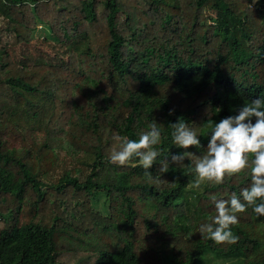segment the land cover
<instances>
[{
  "label": "trees",
  "instance_id": "trees-1",
  "mask_svg": "<svg viewBox=\"0 0 264 264\" xmlns=\"http://www.w3.org/2000/svg\"><path fill=\"white\" fill-rule=\"evenodd\" d=\"M0 30V264H264L251 208L234 244L196 232L247 169L197 187L187 160L154 163L151 181L108 161L153 121L160 158L182 151L178 118L201 133L199 158L209 116L264 96V0H0Z\"/></svg>",
  "mask_w": 264,
  "mask_h": 264
},
{
  "label": "clouds",
  "instance_id": "clouds-1",
  "mask_svg": "<svg viewBox=\"0 0 264 264\" xmlns=\"http://www.w3.org/2000/svg\"><path fill=\"white\" fill-rule=\"evenodd\" d=\"M208 120L206 151L199 154V158L194 157L195 152L189 146L201 147V133L178 118L170 124V136L172 145L182 151L160 158L162 149L157 146L163 129L153 121L147 130L138 134V139L120 138L119 147L109 153L108 161L117 166L134 162L145 170V179L151 181L150 169L154 163H159V173L163 174L170 166H182L187 160L195 173L197 187L202 182L223 184L225 177L247 169L248 185L241 187L238 194L235 191L226 197L210 194L214 214L205 217L196 228L202 238L215 244H234L239 238L233 231L239 221L238 214L251 208L257 217L264 216V96L245 100L234 114L214 123L210 116ZM191 235L189 233L188 238Z\"/></svg>",
  "mask_w": 264,
  "mask_h": 264
},
{
  "label": "rangeland",
  "instance_id": "rangeland-1",
  "mask_svg": "<svg viewBox=\"0 0 264 264\" xmlns=\"http://www.w3.org/2000/svg\"><path fill=\"white\" fill-rule=\"evenodd\" d=\"M253 1H256V0H253ZM2 29V28H1ZM1 31V30H0ZM2 33H3V35L4 36H9L10 34L9 33H7L6 31H4V30H2L1 31ZM35 35L36 36H39V37H44V38H50L51 36V33H50V31L45 27V26H42V25H39V27H38V29H37V31L35 32ZM191 221H192V226H191V230H194V228L196 227V225H197V221H195L194 219H190ZM157 247H158V249H159V251H160V256H161V258L164 260V262L166 263V256H167V253L169 252V246L168 245H166V244H164V243H159V244H157ZM207 253H205L204 255H203V261H204V257H205V255H206ZM232 257H236L237 258V260L239 261L240 260V256H232ZM218 260L215 258V257H213V256H209V261L207 262V264H216V262H217ZM220 264H229V262L228 261H218Z\"/></svg>",
  "mask_w": 264,
  "mask_h": 264
}]
</instances>
